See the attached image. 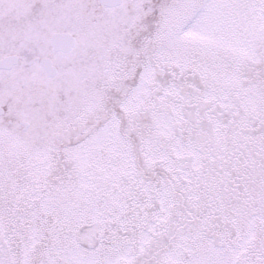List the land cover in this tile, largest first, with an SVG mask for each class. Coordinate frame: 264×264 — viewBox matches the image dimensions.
<instances>
[{
  "label": "snow or ice",
  "instance_id": "1",
  "mask_svg": "<svg viewBox=\"0 0 264 264\" xmlns=\"http://www.w3.org/2000/svg\"><path fill=\"white\" fill-rule=\"evenodd\" d=\"M0 264H264V0H0Z\"/></svg>",
  "mask_w": 264,
  "mask_h": 264
}]
</instances>
